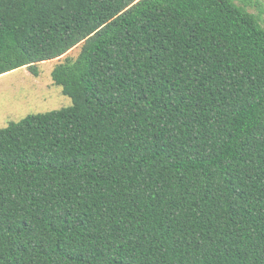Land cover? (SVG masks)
<instances>
[{"label":"trees","instance_id":"1","mask_svg":"<svg viewBox=\"0 0 264 264\" xmlns=\"http://www.w3.org/2000/svg\"><path fill=\"white\" fill-rule=\"evenodd\" d=\"M72 105L0 128V264H264V28L232 0H0V76Z\"/></svg>","mask_w":264,"mask_h":264},{"label":"rangeland","instance_id":"2","mask_svg":"<svg viewBox=\"0 0 264 264\" xmlns=\"http://www.w3.org/2000/svg\"><path fill=\"white\" fill-rule=\"evenodd\" d=\"M236 5L254 14L264 28V0H232ZM82 43L63 56L38 64L39 75L34 76L22 67L0 76V128L17 122L30 114L59 110L72 105V99L55 84L52 71L66 58L76 59Z\"/></svg>","mask_w":264,"mask_h":264}]
</instances>
